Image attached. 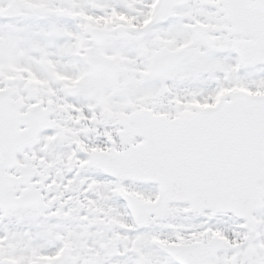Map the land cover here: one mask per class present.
Wrapping results in <instances>:
<instances>
[{
	"label": "snow or ice",
	"instance_id": "obj_1",
	"mask_svg": "<svg viewBox=\"0 0 264 264\" xmlns=\"http://www.w3.org/2000/svg\"><path fill=\"white\" fill-rule=\"evenodd\" d=\"M0 264H264V0H0Z\"/></svg>",
	"mask_w": 264,
	"mask_h": 264
}]
</instances>
